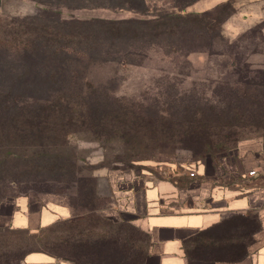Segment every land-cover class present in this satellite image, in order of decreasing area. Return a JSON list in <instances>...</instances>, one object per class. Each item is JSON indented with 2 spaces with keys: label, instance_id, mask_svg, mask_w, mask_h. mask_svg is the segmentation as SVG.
<instances>
[{
  "label": "rangeland",
  "instance_id": "rangeland-1",
  "mask_svg": "<svg viewBox=\"0 0 264 264\" xmlns=\"http://www.w3.org/2000/svg\"><path fill=\"white\" fill-rule=\"evenodd\" d=\"M119 1H0V207L7 203L2 212H8L22 197L76 203L72 172L93 176L97 195L91 206L118 224V261L141 264L148 235L127 215L121 221L106 216L119 207L115 187L167 179L185 186L199 164L207 163L210 176L212 161L242 144L264 150V0H230L209 9L191 32L174 34L159 26L147 33L126 31L121 50L108 46L111 35L93 28L91 20L146 15L72 8L140 0ZM148 1L149 15L156 16L169 0ZM218 2L199 0L189 6L196 12L188 7L186 13L206 12ZM48 91L69 100L58 107L60 114L93 106L112 121L110 129L126 136L90 141L66 135L77 128L61 118L53 130L20 129L25 118L45 110ZM70 99L79 102L68 105ZM17 237L23 235L0 227V262L26 253L22 247L7 251Z\"/></svg>",
  "mask_w": 264,
  "mask_h": 264
},
{
  "label": "crops",
  "instance_id": "crops-1",
  "mask_svg": "<svg viewBox=\"0 0 264 264\" xmlns=\"http://www.w3.org/2000/svg\"><path fill=\"white\" fill-rule=\"evenodd\" d=\"M226 1L219 0L203 11ZM212 162V175L203 162L182 187L168 179L115 187L119 207L106 216L115 214L121 221L120 215H127L149 236L142 264H264L263 147L242 144L234 154ZM6 204L0 207V227L36 231L72 216L65 205L25 197L2 212ZM25 262L71 264L41 253L28 255Z\"/></svg>",
  "mask_w": 264,
  "mask_h": 264
},
{
  "label": "trees",
  "instance_id": "trees-1",
  "mask_svg": "<svg viewBox=\"0 0 264 264\" xmlns=\"http://www.w3.org/2000/svg\"><path fill=\"white\" fill-rule=\"evenodd\" d=\"M117 3H120L119 0ZM127 1V0H122ZM169 0L164 4L165 10L162 15L150 16L148 0H140L138 3H131L128 1L126 4H93L88 6H75L73 9L80 8H105L111 10H129L135 14L143 15L146 18H131L126 20H105V19H94L91 20L93 28H101L103 33L111 35L112 39L106 43L108 46H114L116 48H123L120 43V36L122 33L141 31L147 33L148 30L159 26L160 30L164 32L178 33V32H191V27L202 24L203 18L210 14L206 11L203 13H186V9L193 5L199 0ZM230 0L223 2L213 9L219 10L224 7ZM173 2L172 7L167 9ZM58 14H60L58 12ZM61 23H67L59 19ZM87 23V22H86ZM151 23H155L152 24ZM77 24V23H76ZM78 30V29H77ZM133 41L128 42V46H131ZM111 53V52H110ZM48 99L47 103L43 106L45 110L40 113L37 111L33 113L32 117L25 118L28 121L26 124L21 125V128H30L31 130L36 128H47L53 130V127L58 124V119L68 120L67 125L77 128L73 133L85 140L97 141L102 139L116 140L118 138H124L126 134L116 133L112 129L111 120L108 117L103 118L99 116L97 111L91 107L83 106L80 111H75L73 115L60 114L58 107L65 105L63 101H69L62 95H58L56 98L55 92H47ZM55 94V95H54ZM72 100V99H70ZM73 103L68 102V105L78 104L79 100H72ZM76 101V102H74ZM16 104H21L16 100H13ZM63 102V103H58ZM52 104V105H51ZM20 110L23 112L22 108ZM46 113L44 116L43 114ZM57 114V115H56ZM60 114V115H58ZM127 133H130L127 130ZM81 135V136H80ZM5 157V155H2ZM74 186L77 187L78 191L74 197L75 202H70V199L66 203H62L69 207L72 211V216L68 219H61L55 223L42 227L36 231L30 229H11L16 231L23 237H17L14 244L7 248L15 249L22 247L26 249V253L18 259L7 260L5 257L4 261L0 264H26L25 259L28 255L34 253L45 254L58 262H68L71 264H118V256L121 251H118L119 239L115 235V228L118 224L112 221L102 218L97 215L93 205V200L97 195V181L93 176H84L77 171L72 172ZM185 183L190 181V178L186 179ZM178 186L180 185L176 180H172ZM85 183V184H84ZM25 236V238H24ZM149 237V236H148ZM23 238V239H22ZM121 245V244H120ZM150 245V242H149ZM9 249V250H8ZM149 249V247H148ZM141 261V264L146 256V253ZM122 254V253H121ZM121 262H119L120 264Z\"/></svg>",
  "mask_w": 264,
  "mask_h": 264
},
{
  "label": "built area",
  "instance_id": "built-area-1",
  "mask_svg": "<svg viewBox=\"0 0 264 264\" xmlns=\"http://www.w3.org/2000/svg\"><path fill=\"white\" fill-rule=\"evenodd\" d=\"M254 174V172H251L250 173V175H253ZM191 176H194V173H191Z\"/></svg>",
  "mask_w": 264,
  "mask_h": 264
},
{
  "label": "water",
  "instance_id": "water-1",
  "mask_svg": "<svg viewBox=\"0 0 264 264\" xmlns=\"http://www.w3.org/2000/svg\"><path fill=\"white\" fill-rule=\"evenodd\" d=\"M1 1V0H0Z\"/></svg>",
  "mask_w": 264,
  "mask_h": 264
}]
</instances>
